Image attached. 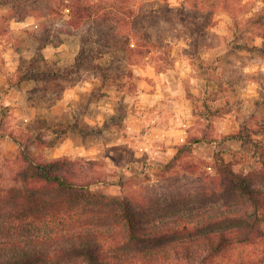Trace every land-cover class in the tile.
I'll return each mask as SVG.
<instances>
[{
  "label": "rangeland",
  "instance_id": "rangeland-1",
  "mask_svg": "<svg viewBox=\"0 0 264 264\" xmlns=\"http://www.w3.org/2000/svg\"><path fill=\"white\" fill-rule=\"evenodd\" d=\"M132 2L137 3L140 28L160 38L157 59L142 61L130 53L126 61L124 50L113 48L112 53L96 56L94 62L100 67L85 70L81 79L58 86L23 82L8 94H0V120L7 130L18 135L27 132V145L44 157L67 155L82 159V164L91 161L105 183L96 188L106 193L159 194L162 206L175 195L190 194L208 177H218L217 151L234 170L264 167V155L254 144L226 140L216 146L197 144L191 158L165 171L176 146L194 135L210 133L221 139L243 129L264 143V31L249 24L262 11L263 0H241L244 9L240 11H236V0L230 1L235 4L233 10L217 1L213 14L208 6L199 18L182 24H176L175 17L179 10H192L187 0ZM73 3L0 0V65L6 75L17 81L20 64L29 63L34 55L37 43L29 28L42 33L46 26L54 42L62 40L60 46L45 49L47 66L74 63L81 37L68 26ZM19 16L25 19L18 21ZM165 51L172 62L159 61ZM61 87L64 97L51 103ZM207 104L214 110L221 108L220 112L210 120H200L193 110L200 112ZM62 126L69 130L57 133ZM82 129L94 132L85 135ZM6 139L0 141L4 176L12 170L13 153L20 150L16 142ZM186 162L198 169L186 170Z\"/></svg>",
  "mask_w": 264,
  "mask_h": 264
},
{
  "label": "trees",
  "instance_id": "trees-1",
  "mask_svg": "<svg viewBox=\"0 0 264 264\" xmlns=\"http://www.w3.org/2000/svg\"><path fill=\"white\" fill-rule=\"evenodd\" d=\"M132 1L74 0L68 26L80 34L81 47L70 66H47L45 49L60 46L62 40L54 42L46 26L42 33L29 28L37 43L34 55L29 63L20 64L17 81L9 76L8 90L23 82L58 86L81 79L85 70L100 67L94 62L96 56L112 53L113 48L124 50L126 61L130 53L142 61L156 58L160 38L140 28L137 3ZM217 1L227 10L235 9L232 0H187L192 10L177 11L176 24L196 20L208 6L213 14ZM240 1L236 0V11L244 9ZM17 19L23 21L25 16ZM249 24L264 31V0L262 11ZM240 26L236 16V27ZM163 53L159 61L172 62L170 54ZM64 93L63 87L56 90L51 103ZM220 109L207 104L193 113L200 120H210ZM68 130L62 126L57 133ZM26 136L27 132L8 131L0 120V138L9 137L20 147L12 155L9 175L0 173V264H264V167L234 170L217 151L218 177H208L190 194L175 195L162 206L159 194L112 195L96 188L105 183L91 161L82 164V159L67 155L44 157L31 150ZM226 140L252 143L264 155L263 141L243 129L221 139L204 133L178 145L165 171L191 158L197 144L216 146ZM184 168L198 169L193 162H186Z\"/></svg>",
  "mask_w": 264,
  "mask_h": 264
},
{
  "label": "crops",
  "instance_id": "crops-1",
  "mask_svg": "<svg viewBox=\"0 0 264 264\" xmlns=\"http://www.w3.org/2000/svg\"><path fill=\"white\" fill-rule=\"evenodd\" d=\"M9 86H10L9 76L6 75L2 69H0V94H2V93L8 94L9 92H11L14 89V88H11V89L8 90ZM165 133H169V132H165ZM0 141L5 142V141H8V140L6 138H0ZM178 145H180V144H178ZM177 146H176V149H175L176 151H177ZM176 151H175L174 155L176 154ZM174 155H173V157H174Z\"/></svg>",
  "mask_w": 264,
  "mask_h": 264
}]
</instances>
